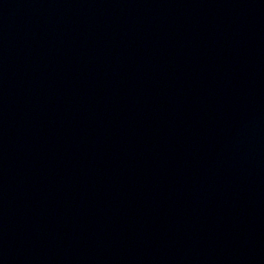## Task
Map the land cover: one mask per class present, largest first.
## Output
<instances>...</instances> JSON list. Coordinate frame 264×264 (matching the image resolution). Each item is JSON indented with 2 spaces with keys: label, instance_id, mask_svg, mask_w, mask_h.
<instances>
[{
  "label": "water",
  "instance_id": "1",
  "mask_svg": "<svg viewBox=\"0 0 264 264\" xmlns=\"http://www.w3.org/2000/svg\"><path fill=\"white\" fill-rule=\"evenodd\" d=\"M0 264H264V0H0Z\"/></svg>",
  "mask_w": 264,
  "mask_h": 264
}]
</instances>
